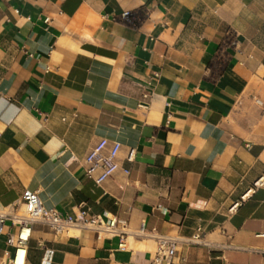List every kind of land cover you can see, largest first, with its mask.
I'll return each mask as SVG.
<instances>
[{"label":"crops","instance_id":"crops-1","mask_svg":"<svg viewBox=\"0 0 264 264\" xmlns=\"http://www.w3.org/2000/svg\"><path fill=\"white\" fill-rule=\"evenodd\" d=\"M104 138L130 172L96 184L85 158ZM261 177L264 0H0V209L36 190L130 229L201 226L209 244L179 243L175 264H264ZM156 247L35 224L24 264H140Z\"/></svg>","mask_w":264,"mask_h":264},{"label":"built area","instance_id":"built-area-1","mask_svg":"<svg viewBox=\"0 0 264 264\" xmlns=\"http://www.w3.org/2000/svg\"><path fill=\"white\" fill-rule=\"evenodd\" d=\"M128 14V11L124 12V16ZM120 150V142L114 141L108 147V140L102 139L85 158V175L96 184H101L119 169L128 174L130 169L122 167L118 159ZM135 153V149L131 148L128 151L127 160L132 161ZM263 182L264 177H261L255 182V185ZM7 222L11 226L17 227V231L8 234L7 243L13 247V253L0 264H15V257L21 247L25 249L26 258L27 244L35 224L47 225L55 234L66 233L72 228L94 230L99 237H117L121 248L127 245V240L130 237L155 238L157 247L153 256L147 262L140 264H175L179 243L209 244L205 241L206 232L201 226H198L195 232L188 237L160 234L154 230H148L145 224H142L138 229H130L116 214L107 212L94 214L86 205H82L75 213H62L57 208L46 206L38 191L31 189L24 191L20 202L0 209V232Z\"/></svg>","mask_w":264,"mask_h":264},{"label":"bare ground","instance_id":"bare-ground-1","mask_svg":"<svg viewBox=\"0 0 264 264\" xmlns=\"http://www.w3.org/2000/svg\"><path fill=\"white\" fill-rule=\"evenodd\" d=\"M25 261V249L23 247L19 248L17 255L15 257V264H24Z\"/></svg>","mask_w":264,"mask_h":264}]
</instances>
